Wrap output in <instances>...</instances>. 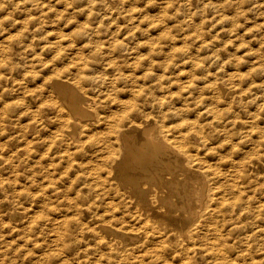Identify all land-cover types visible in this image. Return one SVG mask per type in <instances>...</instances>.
<instances>
[{"label": "bare ground", "instance_id": "bare-ground-1", "mask_svg": "<svg viewBox=\"0 0 264 264\" xmlns=\"http://www.w3.org/2000/svg\"><path fill=\"white\" fill-rule=\"evenodd\" d=\"M93 1L94 7L105 4L110 13L118 10L125 20L122 25L127 28L123 33L134 41L127 52H75L67 61L73 76L66 75V69L58 66L54 74L37 78L43 87H38L35 95L44 98L37 102L40 112L35 109L33 117L39 114L37 126L47 130L43 142L30 141L24 148L30 156L34 146L41 143L32 166L38 165L46 179H41L42 192L35 195L42 200L44 196L61 194V184L66 179L103 176L112 182L116 195L129 197L144 218L139 234L94 221V227L83 232L88 241L80 249L83 256H87L93 244L115 245L114 251L95 255L94 264H264V199L259 195L264 196V186L255 184L257 177L250 174L261 165V159L250 158L252 152L245 158L239 156L241 164L237 165L249 171L242 174L234 172L237 166L231 160H225L229 168H223L219 166L221 162L212 163L213 160L201 156L199 149L210 138L204 121L201 123L196 117L199 113H193V105H201L199 112L206 105L211 106L214 98L203 92L195 96L194 89L199 88L194 85L192 70L185 71L188 60L180 64L168 61L189 56L177 51L178 44L191 40L188 34L195 32V14L185 13L183 19L169 14L167 4L171 0H163L167 4L158 6L120 0L116 7L110 4L113 0ZM62 54L53 52L52 59L62 58ZM100 70L111 77L108 79ZM182 74L187 77L184 82ZM122 75L140 86L128 98L110 100L111 93L105 84L117 82ZM94 84L99 93H91ZM209 86L201 87L208 90ZM216 88L229 91L224 84ZM34 121L30 127L38 129ZM16 155L8 154L5 160L12 161ZM242 177L249 185L244 190L238 181ZM19 213L15 208L8 211L11 218ZM31 218L33 221L35 216ZM56 250L54 261L44 253L38 262L68 264L61 248L57 246Z\"/></svg>", "mask_w": 264, "mask_h": 264}, {"label": "rangeland", "instance_id": "rangeland-1", "mask_svg": "<svg viewBox=\"0 0 264 264\" xmlns=\"http://www.w3.org/2000/svg\"><path fill=\"white\" fill-rule=\"evenodd\" d=\"M119 1L113 0L110 4L116 7ZM127 1L136 5L141 2L139 6L143 3L167 4L163 0ZM190 1L171 0L167 4L169 14L180 15V19L185 13L195 14L198 24L195 32L191 30L193 33L188 34L191 40L178 44L177 52L189 56L168 61L180 64L188 60L190 64L185 71L192 70L194 85L199 88L194 89L195 96L203 92L214 98L209 103L211 106L206 105L202 111L198 112L201 105H193L196 107L193 113H199L196 117L201 123L204 121L210 138L199 152L209 161L213 160L212 163L221 162L219 166L223 168H229L225 163L231 160L237 166H234V172L242 174L246 171L238 166L240 158L252 152L249 157H258L255 158L261 159L258 162L261 165L250 174L257 177L255 184L264 186V0ZM106 9L105 4L94 7L93 0H0V264H40L38 261L44 253L54 261L57 246L62 250V257L68 259V264H94L95 255L115 249L114 244H93L87 256H83L80 249L88 245L83 232L93 228L96 220L126 232H140L144 222L140 211L129 202L126 194L116 195L112 182L103 176L97 179L80 177L77 181L66 179L61 184L64 188L61 194L44 196L40 200L35 193L42 192L39 184L46 178L38 165H32L41 143L34 146L30 156L24 153L28 142H43V133L47 130L37 126L40 124L39 114L33 117L36 110L39 111L36 105L44 98V95H35L36 89L43 87L37 78L54 74L58 66L66 69V75L73 76L68 71L70 62L67 61L75 52H127V47L132 45L134 40L123 33L127 28L123 26L125 20L118 10L110 13ZM53 52H63L64 55L52 59ZM100 71L108 79L111 77L107 71ZM6 75L10 79L3 78ZM185 75H181L183 82L187 78ZM182 80L175 79L177 82ZM108 82L105 86L111 93L110 100L128 98L131 91L140 86L126 75L117 82ZM220 84H224L229 93L219 91L216 87ZM205 85L209 88L204 91L202 87ZM91 93H99L96 84ZM209 109H214L213 113ZM32 121L37 130L30 127ZM8 154L18 155L7 162L5 157ZM238 181L242 190L248 188L247 179L242 177ZM26 186L29 188L24 190ZM259 195L264 199L261 193ZM14 208L20 213L11 218L8 211ZM32 215L35 216L33 221ZM101 261L106 263L104 259Z\"/></svg>", "mask_w": 264, "mask_h": 264}]
</instances>
